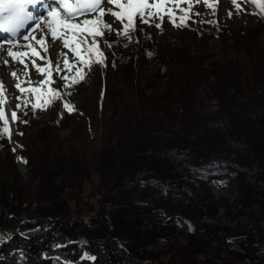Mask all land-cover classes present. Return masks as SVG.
I'll use <instances>...</instances> for the list:
<instances>
[{"label": "rangeland", "instance_id": "374dc122", "mask_svg": "<svg viewBox=\"0 0 264 264\" xmlns=\"http://www.w3.org/2000/svg\"><path fill=\"white\" fill-rule=\"evenodd\" d=\"M191 2L203 15L187 27L166 15L162 29L137 19L131 42L97 37L106 59L71 87V101L61 92L40 110L31 93H4L3 108L19 119L11 139H0V173L27 211L71 241L112 237L160 264H264V16L252 26L236 17L233 0L225 11L222 0L211 2L215 14L204 0ZM58 45L48 55L53 67L61 52L73 60ZM32 74L34 84L45 78ZM25 80L22 73L27 88ZM223 155L236 166L216 162ZM91 185L99 199L90 201Z\"/></svg>", "mask_w": 264, "mask_h": 264}, {"label": "snow or ice", "instance_id": "6c2138e0", "mask_svg": "<svg viewBox=\"0 0 264 264\" xmlns=\"http://www.w3.org/2000/svg\"><path fill=\"white\" fill-rule=\"evenodd\" d=\"M195 2L198 4L200 0H195ZM55 3L58 5L57 7H51L46 0H0V33L5 34L0 39V52L4 51L5 44L10 45L11 47L6 50V55L23 66V75L28 77L24 83H27L29 87L22 86L20 75L16 71H13L11 75L17 80L15 88L21 94L31 93L34 97L33 109L47 110V107L54 101L62 100L63 94L51 87V84L55 82L52 79L53 72L65 82L62 87L67 89L82 82L94 64L103 65L106 57L100 49V42L96 38L103 39L106 32L114 33L131 42L134 39L132 33L137 31V19L141 25L147 24L162 29L166 15L173 27H187L188 21L193 15H203L199 11H193L194 5L191 0H151V2L150 0H72V3H69V0H55ZM181 3L187 4V7H180ZM244 3L254 4L260 10L259 13L254 14L264 16V2L261 0H244ZM105 4L114 5L120 11L105 8ZM204 4L205 7L212 9L213 14H215V8L212 3H209V0H204ZM233 4L236 5L237 11L241 10L240 5L236 4V0H233ZM170 5H174V7ZM29 7L32 11L28 10ZM44 10H47L48 17L47 34L50 35L53 42L59 39L63 48L73 53L71 62L67 58V53L61 52L59 55L62 60H58L53 67L50 57L48 55L41 56L32 43L24 45L26 51H13V48L18 46L17 38L29 41L31 37V40L35 41L45 53L48 52V35L42 36L39 40L32 35L41 28L42 24H45V19L40 15ZM90 14L94 15L95 18H85L78 21L79 17H86ZM105 15L114 17L121 23L122 28L114 29L111 22L104 20ZM32 21H35L34 27L21 36V30L25 29ZM204 22L201 21V23ZM89 37H91V43L88 42ZM103 42L109 48L113 46L112 42L107 40ZM33 57L44 61L46 66L37 64ZM26 60H30L37 73L45 77L43 80L34 84L30 78ZM3 63L7 65L8 61L3 60ZM62 72L66 74L61 75ZM45 86H47L46 92H42ZM5 91L4 85L0 82V122L3 123L0 139L6 137L10 140L12 131L9 124V114H6L3 108V105L8 102L6 95H4ZM67 95H71V93L68 92ZM29 103V100L24 101L25 106ZM62 106L69 113L74 111V106L67 101L63 102ZM19 107L21 105L18 104L17 108ZM10 118L12 122L17 121L19 119L17 112L11 110ZM22 162L27 163L26 160H22ZM85 258L92 261L96 260L94 256H86Z\"/></svg>", "mask_w": 264, "mask_h": 264}, {"label": "trees", "instance_id": "16d2710c", "mask_svg": "<svg viewBox=\"0 0 264 264\" xmlns=\"http://www.w3.org/2000/svg\"><path fill=\"white\" fill-rule=\"evenodd\" d=\"M64 83L59 76L56 77V85L71 101L72 97L67 93L73 89L63 88ZM90 132L92 135L93 131ZM229 158L223 155L216 162L236 166V160ZM95 186L91 185L93 190H88L90 201L100 198L98 186ZM0 232L8 233L0 241V264H160L139 259L121 241L112 237L71 241L58 234L49 220L44 222L27 211L1 173ZM86 256H94L96 260L86 259Z\"/></svg>", "mask_w": 264, "mask_h": 264}, {"label": "bare ground", "instance_id": "6f19581e", "mask_svg": "<svg viewBox=\"0 0 264 264\" xmlns=\"http://www.w3.org/2000/svg\"><path fill=\"white\" fill-rule=\"evenodd\" d=\"M70 1H72V0H69V3H72ZM214 1L215 0H209V3H211V2L214 3ZM236 1H239V2H241L243 4L242 9H241V12L239 14H236L237 15L236 17L238 19L239 18H242V17L248 19L250 21V24L253 26V20L259 18L258 14H254V13H258L259 12V8H257L254 4L250 5V4L244 3V0H236ZM229 2H228V0H222L221 4L219 6V10H221V11L224 10L225 11V7L227 5H229ZM104 7L107 8L106 5H104ZM108 8H112L114 10L113 7H108ZM205 8H207V7H205ZM221 14H222V18L225 19V20H228V22L230 24H234L235 23V20H233V18L231 16H228L227 14H223V12ZM236 17H235V19H236ZM44 19H45V24H42L41 25L42 31H41L40 34L47 33L46 23H47L48 17H45ZM263 37H264V35H263ZM47 40H48L47 41V43H48V52L47 53H45L43 51V49L40 48V46L35 43V41L31 40V43H32L33 47L34 46L36 47L37 51L40 52L41 56L51 55L52 54L51 51H54V50H56L59 47L58 42L61 44V41L59 39L56 40L55 42H53L50 39H47ZM89 43H91V40L89 41ZM17 44H18V46L15 47V48H13V51H18L19 52V51H26L27 50V49L24 48V45L27 44L26 41L21 42L19 40ZM9 47H11V46L6 44L4 46V51L0 52V81L2 82V84L4 85V88L6 90L5 91V94L6 93H12L13 92V86H15L16 81H17L16 79H8L10 77L9 75H11V73L13 71H16L18 73V75H22V73H23V66L20 63H18L17 61L13 60L11 57H8L6 55V50ZM33 59L36 60V63L37 64L38 63H42V60H40L39 58L33 57ZM3 60H7L8 61V64L5 65L3 63ZM26 63L28 64V69H29V72H30V78L34 82V78H33V74H32L34 67L32 66V63H31L30 60H26ZM27 78L28 77H26V80H27ZM25 108H29V106H26ZM4 110H5L6 114H9L11 110L16 111L15 109H12L10 105L6 106V108H4ZM17 115H18V113H17ZM9 124H10L11 131H12V134H13L14 133V131H13L14 126H13V122L11 121V118L10 117H9ZM243 170L244 169H241L238 172L241 173V172H243ZM51 181H53V180H50V182ZM263 189H264V184L262 186V190ZM260 203H261L260 206L262 208L260 207L259 210L262 211L263 210V207H264V205H263L264 204V199L261 200ZM259 210H258V212H260Z\"/></svg>", "mask_w": 264, "mask_h": 264}, {"label": "water", "instance_id": "95a60500", "mask_svg": "<svg viewBox=\"0 0 264 264\" xmlns=\"http://www.w3.org/2000/svg\"><path fill=\"white\" fill-rule=\"evenodd\" d=\"M187 223L189 224L190 228L193 229V224L189 219H186Z\"/></svg>", "mask_w": 264, "mask_h": 264}]
</instances>
